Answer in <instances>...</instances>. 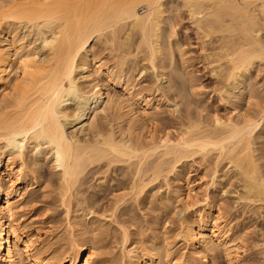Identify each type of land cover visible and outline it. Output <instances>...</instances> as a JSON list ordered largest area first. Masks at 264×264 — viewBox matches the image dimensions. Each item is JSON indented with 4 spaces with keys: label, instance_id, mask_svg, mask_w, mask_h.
<instances>
[{
    "label": "bare ground",
    "instance_id": "1",
    "mask_svg": "<svg viewBox=\"0 0 264 264\" xmlns=\"http://www.w3.org/2000/svg\"><path fill=\"white\" fill-rule=\"evenodd\" d=\"M206 1L203 0V3L201 0H0V264H101L92 259L91 244L84 241L85 238L81 242H77L74 237L70 238L72 240L68 245L69 249L60 253L59 258L54 259V256L51 258L49 255V258L45 257L43 247H36V243L32 241L34 237L39 240L40 236L35 234L27 236L23 230L24 226L18 222L19 217L16 218L21 205L27 203L25 196L27 189L35 185L38 179H43L42 184H55L60 206L68 213L72 201L78 200L83 194L80 191L82 176L86 174L89 166H99L101 162L111 167L135 159L133 162L130 160L131 164L125 163L129 164L126 178L128 190L138 200L142 194L145 195V192L152 190L160 179H163L162 182L165 181L163 183L165 184L171 176H176L178 165L186 158L197 154V157L201 155L199 158L204 160V156L215 153L216 160L220 163L223 160L227 161L234 172L242 177V192L238 193V200L242 199L249 203L250 207H264V178L258 163L249 152L251 136L264 125V88L261 92L257 90L259 87L255 88L257 84L254 83L249 71L255 62L258 65L262 63L264 68V0ZM141 4L147 6L143 15L136 12L137 6ZM167 4H174L173 7L176 8L173 9L176 11L179 7L185 8L190 22L194 24L195 30H200L204 39L212 34L218 38L221 56L219 58L216 56L217 64L219 61L220 63L222 60L225 61L224 64L227 66L225 77L227 82L234 84L232 90L237 93L234 92V101L229 100L232 102L231 119L211 117L212 126L208 128L207 123L201 127V123L192 121L187 116L186 128H181L180 132L176 129L179 132L177 138L171 140L168 136H160L159 140L156 139L158 142H155L153 125L152 132H146L150 129L149 126L147 129L146 125L155 117L153 111L157 106L154 107L155 104L152 106L151 98L138 97L139 91L134 90V86L127 82L124 75L126 71L122 67L128 61L127 56L134 54L130 52L133 45L132 35H138L133 50L141 49L145 54L144 60L153 72L160 69L158 72H161V77L169 79L176 89L182 88L184 77L181 80L179 75L176 77L174 72L176 68L172 67V63L175 62H171L173 56L170 49L177 51L182 65L185 62L184 52L175 35V25L172 26L171 21L167 19L168 15L163 17ZM163 21L166 22L164 24L170 29V33L164 32L167 28L163 29ZM28 37L31 40L25 43ZM94 40L98 43L100 41L106 52H116L117 60L114 65L112 64L113 68H108L104 62L100 63V60L97 61L93 57L91 43ZM35 43L41 45L40 50H44L40 60L37 59V49L33 47ZM135 57L134 54L129 58L134 61ZM218 67L221 65H217ZM78 70L82 72L80 75L77 74ZM222 70L218 69L219 73ZM82 78L90 86L89 90L83 88L80 82ZM262 81L264 83V76ZM168 85L167 83L164 87L169 88ZM172 85L170 84L169 89L173 88ZM107 86H119L124 95L120 97L119 94L115 98H110ZM176 89L173 92H176ZM220 91H224L223 88ZM225 92V96L233 95ZM222 93L224 96V92ZM88 96L90 99L84 102ZM101 101L105 102V106L107 105L115 115L112 122L116 124H111L113 127L110 126L112 128L108 131L101 129L97 123L98 114L105 112L104 109L96 110ZM241 101L247 103L245 106L250 103L260 106L258 114L254 111L256 108L253 109L257 117L251 111V114L241 112ZM68 102L72 104L67 105ZM173 106L176 108V105ZM78 108L83 113L81 118H84L80 121L81 132L90 131L92 134L90 139L80 140L64 132L66 123L76 121L70 120ZM245 109L247 110V107ZM184 118L186 119V116ZM185 119L182 120L185 122ZM180 125L178 127H181ZM114 127L117 130L115 128L114 131ZM44 146L52 158L51 167L57 170L58 179L55 182L49 178H42L40 159L27 160V155L31 151ZM13 160H16V166H13ZM6 181L9 183V190L5 187ZM166 186L167 193H170L171 186H168V183ZM181 188L186 193L183 192L181 195L180 190L177 192L175 188L173 192L179 193L178 201L180 199L186 203L200 192H193L190 182L186 180ZM132 200L134 201V198ZM194 217L193 222L182 220L180 227L181 237L187 245L189 255H181L179 261L169 258L171 248L164 244V240V243L157 241L154 244L155 254H148V251L144 252L142 249L128 250L126 247L124 249L130 234L122 229L120 240L123 249L120 250L122 259L120 264H207L197 245L204 247V250L206 248L210 253L221 246L228 257L231 247L228 240L223 239V231L215 226H209L200 212ZM193 224L196 226L193 227ZM72 226L78 227L79 232L87 227L79 219H76ZM204 231H208L209 236L207 233L204 234ZM231 256L230 254L229 257Z\"/></svg>",
    "mask_w": 264,
    "mask_h": 264
},
{
    "label": "rangeland",
    "instance_id": "2",
    "mask_svg": "<svg viewBox=\"0 0 264 264\" xmlns=\"http://www.w3.org/2000/svg\"><path fill=\"white\" fill-rule=\"evenodd\" d=\"M201 2H203V0H201ZM206 3L207 1L205 4ZM174 4L176 5V3ZM174 4H167V7H164L167 12H164L163 17L168 15L167 19L171 21L172 26L175 25V35L179 40L181 50L184 52L183 58L185 59V62L184 65H182L179 56L176 53L177 51H175V49H170V54H172L171 56L174 57H171V62H175L172 63V67H174V69L176 68L174 71L176 77L179 75L181 77L180 79L178 78L179 80H181L183 77L186 78V80L183 78L185 84L183 83L181 86L182 88L180 90L176 89L174 85L169 82V79L167 80V78L163 76L161 77V72H158L160 69H155L156 71L154 70L155 72H153V69L149 67L146 60H144L145 54L141 49L139 51L133 50L135 46L134 44L138 40V35H132L133 45H131L130 48V52L136 55L135 59L133 61L132 58H129L134 54L127 56L128 61L125 63V65H123L124 68L122 67V69L127 73L126 74L123 71L124 75H126L125 78L127 77V82L134 86V90L139 91L138 97H144L143 99L151 98L150 101H152V106L154 104V107L157 106L155 107V111H153V116L155 114V117H153L154 120L152 118V121H149L150 123L147 122L146 125L147 129L148 126L150 128L149 130H146V132H152L153 130L151 129L154 127L155 132L153 131V140L155 142H158L160 136H168L171 140L177 138V136H179L178 133L180 132V129L186 128L185 123H187L188 118H190L192 121L201 123V127L206 126L205 123H207L208 128L212 126L211 117H219L223 120H225V118L231 119L232 102L230 101H232V99L234 101V92L237 93V91L232 90L234 89V84L227 82L225 77L227 76V66L224 64L225 61L222 60L223 62L221 61V63L219 61L217 64L216 58L221 56L220 50L218 48V38L212 34L209 35L207 39H204L200 30H195L194 24L192 25V21L190 22V18L186 12V9L179 7L176 11L173 9L176 8L175 6L173 7ZM146 10L147 6L145 4L138 5L136 8V12L140 15L145 14ZM164 22L165 21L162 23L163 29L165 27L167 28ZM166 31L168 33L171 32L169 28L165 29L164 32L167 33ZM30 40L31 39H29V37L28 39L26 38L25 43H29ZM94 41L91 43V47L93 49V52H91L93 57L97 61L100 60V63L104 62L108 68H113L114 63L117 60V55H115L116 52H110V54L108 53L109 51L106 52L107 50H104V46L101 45L102 43L100 41L99 43L97 40L95 42ZM39 44H33V47L35 50L37 49L36 52L39 54H37V59H39L44 54V50H40L41 45ZM31 47L32 46H30L29 49H31ZM217 65H221V67L217 68ZM224 65L225 67H223ZM257 66L261 67L258 68ZM218 69H223L222 72H224H220V74ZM249 71L251 72L250 75L252 78H254V83L257 84L255 88L259 87L257 90L261 92L264 88V83L262 81V77L264 76V68L262 63H259V65L256 62L253 63ZM81 73L82 72L80 70L77 71V74L80 75ZM172 76H174V73ZM189 81L192 82L189 83ZM80 82L82 83V86L85 90H89L90 86L85 83L83 78L80 80ZM167 83L169 84V88L171 87L170 84L173 86V88L169 89L164 87L167 85ZM189 84H191V86ZM189 87H192L193 89ZM106 88L110 98H115L116 96H119V94L120 97L124 95L122 89L119 86H107ZM222 88L224 90L222 91L224 92V96L226 94L225 91H228L230 95L233 94L231 95L232 97L229 95L224 97L223 93L220 91ZM174 89H176V92L178 93L173 92ZM184 89L186 90L184 91ZM247 93L248 90L245 91V94ZM222 98L224 99L223 101ZM88 99H90V96H88L84 102H87ZM189 101L193 103L191 104ZM241 102H239V104L241 103V112H249V114H251V111L252 114H255L254 116L257 117L254 111L257 112L260 110V106H254L252 103H250V105L248 104V106L251 108L249 110V107L247 105L245 106L247 103H245V101ZM69 103L70 102H68L67 105L72 104ZM104 103L105 102L101 101L100 104L96 106V110L101 111L104 109L105 111H102V113L98 114L97 123L101 129L108 131L115 123L112 122L113 119H115V117H113L115 115L114 113L112 114V111L108 109V106H105ZM173 105H176V108ZM199 105L201 106L199 107ZM246 107L249 111L245 109ZM254 107L256 109L258 107L259 108L256 110ZM253 109L255 110L253 111ZM75 110L76 111H74V115L70 121H76L69 122L68 124L66 123V125H64V132L68 136H76L80 140L92 138L90 131L87 133L81 132L80 127L82 124H80V121L84 119L81 118L83 113L79 108L78 110ZM107 110H109L110 113ZM211 114L216 116H212ZM185 116L186 119L184 118ZM182 119H185V122ZM179 122L181 125L178 124ZM152 125L153 127H151ZM179 125L181 127H178ZM115 128L116 127H114V131ZM176 129L179 132H177ZM119 136L120 135H118V137ZM157 138L158 140H156ZM251 138V147H248L250 149L249 152L251 157L254 158L255 162L258 163V167L264 178V125L261 126L260 129H258L251 136ZM209 154L207 155L208 157L204 156V160L199 158L201 155H198L197 157V154L183 160L184 162L182 161L177 167L178 174L173 177L171 176V178H169L170 180L166 182L168 183V186H171L169 187L170 193H167L168 190L165 189V187H167L166 183L163 184L165 181L162 182L163 179H160L161 181L159 180L157 185L152 190H150L151 193L150 191H148L149 193L145 192V195H141L142 197L144 195V198L141 197V199L139 197L138 200H136L137 198L135 199L134 195H132L128 190L129 187L126 178L128 175L127 173H129L127 172V165L129 166V164L135 161V159H130L132 162L130 160L129 162L126 161L129 164H125L126 162H123L124 164L117 163L115 165H111V167L105 166L106 164L102 162L99 164V166L96 164V166L91 165L92 167L89 166L90 168L88 167L85 172L86 174L81 178L83 186L81 185L80 191H82L83 194L78 198V200L76 199L77 201L80 199L81 200L79 202L76 200L72 201L70 204V210L68 212L69 214L67 211L65 212V208L60 206L61 204L58 201L55 184H42L43 179H38V182L35 185L31 186L30 189H27L25 194L27 203L21 205L16 218L19 217L18 222L24 226L23 230L25 234L27 233V236L31 234L40 236L39 240H36V237H34L35 239L32 241L36 243H34L36 247H43L45 257L49 255L50 257L54 256V259L59 258L60 255L64 253V251L66 252L69 249L68 245L70 244V240H72L70 238L74 237L73 239L78 240L77 242H81L85 238L84 241H88L87 243L91 244V252L93 254L92 259H94V261L97 260L101 264H120L122 260L121 249H123V245L121 244L122 242L120 240L122 229H125V231L130 234L124 249L125 247L128 250L130 248H135L136 250L142 249L144 252L148 251V254H155L154 244L157 243V241L160 243L164 240L165 243H163L169 245V248H171V256L169 258L179 261L178 258L181 255H189L187 251V245L181 237V221L184 219L186 221L187 219V221L189 220V222H193V219H195V214L200 212L201 217L207 221L209 226H215L216 228H219L221 232L223 231V239L226 241L228 240L230 243H228L230 245L229 247H231L230 252H228L229 256L230 254L232 256L234 254L233 257H227L224 248L221 246L217 247V249L215 248L212 253H210L209 250H206L205 248L207 252L206 253L204 247L197 245L198 251L203 253L201 255L204 256L207 264H264V216H262L264 215V207L258 208L253 206L256 208L255 209L252 206L250 207L249 203L247 204V202H244L242 199L238 200V193L242 192V177L239 176L238 173L234 172L233 168H231L232 166L228 164L227 161L223 160V162L221 161L220 163V161L216 160L217 158L214 156L215 153L210 156ZM206 157L208 160H206ZM28 158H38L41 160L40 169L42 178H49L52 182L57 181V170L51 167L52 158L45 146L39 150L31 151L30 154L27 155V160ZM214 159L216 160V163ZM12 163L13 166L17 165L16 160H13ZM225 163H227L228 166ZM107 168L112 170H107ZM122 173L124 176H122ZM185 180L190 182V186L194 189L193 192L200 191L197 195L192 196L187 203L185 201H181L180 199L178 201L177 196L179 193L174 194L173 192L175 189H177L176 191L178 192L179 189L181 195L183 192L186 193L184 189H180V186ZM8 186L9 183L6 181V190H9ZM18 187H21V185H18ZM181 190L184 191L181 192ZM122 197L124 198L122 199ZM133 198L134 201L132 200ZM76 204L79 205L77 206ZM247 208L251 210L249 211ZM67 217H70L71 219H68ZM76 219H79L83 225L84 223L85 226L87 225L85 228L86 230L84 229L83 231L79 232L78 227H71ZM68 220L70 221L68 222ZM196 224H193V227H195ZM204 234L209 236L208 231H204Z\"/></svg>",
    "mask_w": 264,
    "mask_h": 264
}]
</instances>
